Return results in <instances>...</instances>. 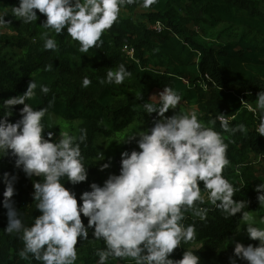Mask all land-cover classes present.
<instances>
[{
	"label": "trees",
	"instance_id": "trees-1",
	"mask_svg": "<svg viewBox=\"0 0 264 264\" xmlns=\"http://www.w3.org/2000/svg\"><path fill=\"white\" fill-rule=\"evenodd\" d=\"M141 3L142 0H136L122 5L130 15H119L103 33L102 44L81 53L78 42L66 30L57 34L40 27L46 17L38 10L37 21L24 23L11 14V8L19 6V0H0V11L7 13L4 18L10 22L4 29L12 32L0 33V103L23 94L34 79L36 96L27 103L47 109L41 121L43 135L47 138V133L52 132L55 140L61 130L77 138L81 130L86 132L80 148L83 163L89 167L87 180L73 185L66 177L62 178L80 204V194L90 190L92 182L102 185L110 173H119L121 152L131 151L135 144V140L122 143L128 137L126 131L152 124L157 118L156 113L148 115L142 107L144 103H154L152 91L171 87L181 101L201 110L209 122L215 120L214 129L228 146L230 165L225 167L223 175L237 189L234 199L247 203L244 211L248 214L262 211L264 217V207L259 205L255 191L264 182V175L249 172L251 167L246 165L251 153L264 155V136L251 130L250 126L258 119L244 106L247 103L256 108L257 94L264 91V11L254 0H157L147 7L148 26L133 16ZM183 14L195 16L196 21L208 27L214 39L207 42L192 36ZM158 22L162 26L160 33L152 29ZM222 26L225 28L218 30ZM45 31L56 41V49L44 48ZM126 49L133 51V58ZM121 64L131 75L122 84H109L107 72L115 71ZM84 77L92 81L86 88L82 86ZM43 87L49 91L43 92ZM22 107L13 106L10 122L20 118ZM220 115H225L228 121L227 131L216 119ZM241 124L246 131H232ZM134 133L133 130L129 136ZM101 139L110 143L107 151L98 147ZM99 153L105 156L104 161H96ZM109 158L110 168L101 171L100 165ZM238 167L246 177L245 185L241 183L242 175H237ZM5 172L17 178L12 199L25 226H30L40 215L33 200V183L43 179L26 176L15 166L13 157H0V264H39L31 254L27 259L19 256L23 248L21 234L4 231L7 210L2 204L5 189L2 177ZM200 186L203 188L202 182ZM196 206L208 209L206 219L201 220L191 209L185 213L183 223L195 226V237L191 242H182L169 258L181 259L185 249H191L197 252L201 264H230L234 255L232 242L244 219L240 213L227 216L206 200L203 204L196 202ZM82 220L87 225L83 215ZM92 231L89 229L87 240L78 238L75 264H98L96 251L103 249L105 243L94 239ZM250 244L258 246L259 241ZM107 264H134V261L110 258ZM237 264L247 262L238 259Z\"/></svg>",
	"mask_w": 264,
	"mask_h": 264
},
{
	"label": "clouds",
	"instance_id": "clouds-1",
	"mask_svg": "<svg viewBox=\"0 0 264 264\" xmlns=\"http://www.w3.org/2000/svg\"><path fill=\"white\" fill-rule=\"evenodd\" d=\"M136 0H19V6L11 8V14L24 23L38 19L37 11L46 19L40 25L60 34L66 30L70 38L78 42L79 51L87 53L102 44L103 33L117 21L121 6ZM157 0H142L147 8ZM0 15V27L10 22ZM44 48L54 50L56 41L45 31ZM131 73L121 64L109 70L106 80L109 84H122ZM104 81L102 80L101 83ZM92 81L82 80L88 87ZM37 83L32 79L23 94L10 97L0 103V157L11 156L15 166L28 177H43L34 182L33 200L40 215L30 226H25L12 197L15 193L16 176L3 173L5 185L3 207L7 210V233L21 234L22 259L29 254L39 264H75L78 238L80 241L91 235L103 240L105 247L98 249V264H107L109 259L117 261L130 259L134 264H201L200 257L191 249H185L181 259L169 258L174 249L183 243L193 241L195 226L183 223L185 213L191 209L201 220L206 219L208 209L196 206V202H207L221 209L227 216L238 213L249 220L244 211L247 203L235 200L236 188L223 175L230 165L227 158V144L220 133L202 124L197 114L174 112L180 96L171 87L165 86L158 94L159 104L144 103L148 115L157 114L152 126L138 130L122 143L135 140L137 148L124 150L120 154L119 173H110L100 185L92 182L90 190L83 191L80 204L76 194L65 187L62 178L73 185L85 182L88 168L83 163L80 144L86 139L81 130L77 138L61 130L59 138L54 133L43 135L41 123L46 108H34L27 101L36 96ZM47 93V87L42 88ZM23 105L20 118L10 122L13 106ZM258 119L256 132L264 136V91H259L256 108L249 105ZM224 131L228 130L225 115L216 117ZM215 123V120H213ZM235 131H246L241 124ZM99 153L96 161H104ZM111 158L100 165V170L110 168ZM203 183V188L200 186ZM257 200L264 207V182L255 188ZM202 192L204 193L202 195ZM87 218V225L82 220ZM264 222V217L261 218ZM250 239L259 241L258 246H245L236 242L234 257L247 264H264V228L246 223Z\"/></svg>",
	"mask_w": 264,
	"mask_h": 264
},
{
	"label": "rangeland",
	"instance_id": "rangeland-1",
	"mask_svg": "<svg viewBox=\"0 0 264 264\" xmlns=\"http://www.w3.org/2000/svg\"><path fill=\"white\" fill-rule=\"evenodd\" d=\"M254 1L257 2L258 5H260L262 10L264 11V0H254ZM147 13H148V8L143 7L142 3H141L139 9L135 12V14L133 16L137 21L144 22V23L148 24V26H150V24L148 23L149 21L146 17ZM3 14H5V13L0 11V15H3ZM119 15L122 17H127L130 15V13L128 10L121 7ZM182 16H183L184 20L186 21L187 29L192 36L196 37L197 39H199L201 41H207V42L214 39L212 32L209 31L208 27L202 25L201 22L196 21L195 16L188 15V14H183ZM224 28H225V26H222L218 30H223ZM5 30L6 29H4V26L0 27V33L5 32V33L12 34V32H10L9 30H7V32ZM160 92H161L160 90H153L151 93V101L154 102L155 104H159L158 97H156V96H158V94ZM193 111L197 114V118L202 124H204L206 127H210V128L214 129V123L209 122L201 110L197 109L195 106L189 104L188 102H184L181 100L178 102L175 109H169L166 116H171L174 114V112L190 114ZM257 125H258V121L255 123V125L250 126L251 130H256ZM151 126H152V124L140 125L138 128H135L133 130L136 132L139 129L143 130L145 128H150ZM133 130H131V129L127 130L126 131L127 136H129L133 132ZM214 130L217 131L216 129H214ZM108 144H110V143L103 141V139H101L98 142V147L104 149V151H107L109 148ZM134 148H137L136 143L134 144ZM260 158H261V156H256V155L251 153L249 156V160L246 161V165L251 167L249 172L253 171L257 175L261 174V176L263 177V175H264V160H261ZM237 175L238 176L242 175L241 168H239V167H238ZM245 181H247L246 177L244 175H242L241 183L243 185H245L246 184ZM205 200L207 201L206 195H205ZM248 216H249V220L248 221L244 220L242 222L240 229H239V232H238V235L236 236V238L232 242L233 250H234V246H235L236 242H240V243L244 244L245 246H247L252 241H254V240L250 239L247 235L246 223H252L256 226L264 228V222H262V220H261V218L263 217L262 211L251 212L250 214H248ZM232 258H235L234 255L232 256ZM236 259L238 260L239 258H236Z\"/></svg>",
	"mask_w": 264,
	"mask_h": 264
},
{
	"label": "built area",
	"instance_id": "built-area-1",
	"mask_svg": "<svg viewBox=\"0 0 264 264\" xmlns=\"http://www.w3.org/2000/svg\"><path fill=\"white\" fill-rule=\"evenodd\" d=\"M152 29L153 30H155V31H157V32H162V26H161V24L158 22V23H156L153 27H152ZM126 53L129 55V56H131L132 58H133V51L132 50H129V49H126ZM244 106L249 110V104H247V103H245L244 104ZM251 106V105H250ZM252 107V106H251ZM253 108V107H252ZM250 111V110H249ZM251 113H253L254 114V116L257 118V116H256V114L254 113V112H252V111H250ZM257 127H258V125H257ZM256 127V128H257ZM258 134V133H257ZM261 160H264V155L263 156H261V158H260Z\"/></svg>",
	"mask_w": 264,
	"mask_h": 264
}]
</instances>
